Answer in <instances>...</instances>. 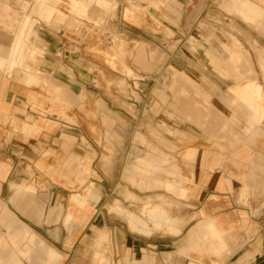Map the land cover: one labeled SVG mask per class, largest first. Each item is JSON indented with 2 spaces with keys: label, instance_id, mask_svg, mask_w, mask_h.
<instances>
[{
  "label": "crops",
  "instance_id": "0c3cea01",
  "mask_svg": "<svg viewBox=\"0 0 264 264\" xmlns=\"http://www.w3.org/2000/svg\"><path fill=\"white\" fill-rule=\"evenodd\" d=\"M76 2L0 0V264H264V0Z\"/></svg>",
  "mask_w": 264,
  "mask_h": 264
},
{
  "label": "rangeland",
  "instance_id": "374dc122",
  "mask_svg": "<svg viewBox=\"0 0 264 264\" xmlns=\"http://www.w3.org/2000/svg\"><path fill=\"white\" fill-rule=\"evenodd\" d=\"M38 2H40L41 0H37ZM194 0H192V3H193ZM42 6H44L45 4L48 5L50 4L51 5V8H45L46 9V12L48 13V16H49V19H51L52 17H55L57 15V22H64L67 18H69V16H72V17H77V16H81V17H86L87 15V11L86 9L84 8L83 11L81 10H77L76 6H77V2L76 0H52V1H49V0H42ZM260 6H262L264 8V4H258ZM202 8L204 9V12H205V17H207L208 15L211 16L213 12H217V15L220 16V12H222V14H228L230 17H238V12L234 11V10H230L227 5L225 3H223V0L221 1H217V3H210L209 0H207L206 3H202V5H199L198 8ZM237 21V19L234 20V22ZM206 23H217L218 26H224V27H230V22L229 20H224V22L220 21H212V20H206L205 21ZM252 23L254 24H257V25H263L264 24V17H260L259 20L257 21H251ZM29 23H30V17H27V19L25 20V22L23 23V27L22 29H24V27H28L29 26ZM76 24V20L74 19L70 26H74ZM21 29V34H19L18 38L20 37V41L22 42V38H23V31ZM20 42V43H21ZM97 54L99 55H103L102 57H104V60H105V63L110 65L112 70L115 72V71H123L125 73L126 76H128L129 78H132V77H136L137 74L134 72L133 69L129 68L128 66H125V64H121V66H119V64L117 63L116 59L117 58H120V55L119 54H115L114 52L112 51H109V50H101V49H98L97 50ZM34 55V53H32V56ZM123 63V62H122ZM150 150V149H148ZM166 157V156H165ZM158 159V158H157ZM156 159V160H157ZM155 162V166H160L162 169H158V168H154L155 171H160V172H165L166 174V167H167V159L164 158L159 160V161H154ZM149 164H146V165H143L141 162H140V167H143L145 170H143L145 173H148V172H151L153 170V166H152V163L151 161L148 162ZM147 170V171H146ZM76 181V180H75ZM87 180L85 181H80L77 179L76 183L77 186H86V183ZM166 183H167V180L166 181H161L160 182V185L159 187H163V188H167L166 186ZM75 186V185H74ZM210 245L208 244H205L203 248H209ZM203 256H204V264H214L212 261L213 260V257L215 256V252L213 251H210V250H203L202 252ZM229 252L227 250L224 251V254H225V257L226 255L228 254ZM102 257V256H101ZM104 259V258H103ZM98 262L100 261V259H97Z\"/></svg>",
  "mask_w": 264,
  "mask_h": 264
}]
</instances>
